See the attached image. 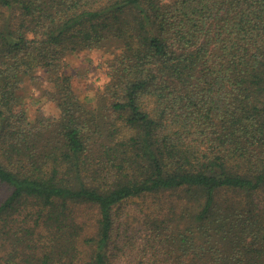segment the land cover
<instances>
[{
  "label": "trees",
  "instance_id": "trees-1",
  "mask_svg": "<svg viewBox=\"0 0 264 264\" xmlns=\"http://www.w3.org/2000/svg\"><path fill=\"white\" fill-rule=\"evenodd\" d=\"M0 186V264H264V0H0Z\"/></svg>",
  "mask_w": 264,
  "mask_h": 264
},
{
  "label": "rangeland",
  "instance_id": "rangeland-1",
  "mask_svg": "<svg viewBox=\"0 0 264 264\" xmlns=\"http://www.w3.org/2000/svg\"><path fill=\"white\" fill-rule=\"evenodd\" d=\"M105 56L101 52L92 51L86 54L71 56L68 71L74 75L73 84L81 99L93 103L98 92L102 90L107 82L105 74ZM78 76V77H77ZM45 83L40 80L38 84H25L22 95L29 106L31 117L35 109L39 107L48 115L57 116V112L50 103L43 98ZM7 191L0 186V202H2ZM134 209V207H132ZM132 209V210H133ZM130 211V210H129ZM131 213V212H130Z\"/></svg>",
  "mask_w": 264,
  "mask_h": 264
}]
</instances>
